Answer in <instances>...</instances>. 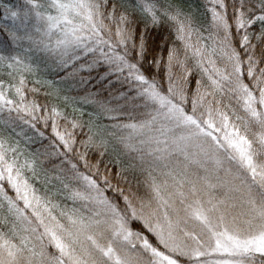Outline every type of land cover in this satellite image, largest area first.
I'll return each instance as SVG.
<instances>
[{
	"label": "snow or ice",
	"instance_id": "6c2138e0",
	"mask_svg": "<svg viewBox=\"0 0 264 264\" xmlns=\"http://www.w3.org/2000/svg\"><path fill=\"white\" fill-rule=\"evenodd\" d=\"M0 264H264V0H0Z\"/></svg>",
	"mask_w": 264,
	"mask_h": 264
},
{
	"label": "trees",
	"instance_id": "16d2710c",
	"mask_svg": "<svg viewBox=\"0 0 264 264\" xmlns=\"http://www.w3.org/2000/svg\"><path fill=\"white\" fill-rule=\"evenodd\" d=\"M4 2L16 4L19 0H4ZM185 3H194L195 0H184ZM168 37V32L165 29L150 30V43L153 47L163 45Z\"/></svg>",
	"mask_w": 264,
	"mask_h": 264
}]
</instances>
